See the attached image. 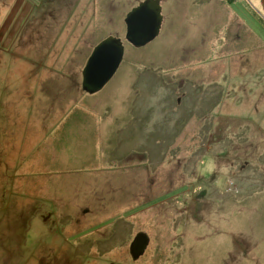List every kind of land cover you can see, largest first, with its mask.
<instances>
[{"label": "rangeland", "instance_id": "374dc122", "mask_svg": "<svg viewBox=\"0 0 264 264\" xmlns=\"http://www.w3.org/2000/svg\"><path fill=\"white\" fill-rule=\"evenodd\" d=\"M143 1L0 0V264H38L46 227L118 217L122 249L85 264H264V0H161L159 35L135 47ZM111 35L123 61L87 93Z\"/></svg>", "mask_w": 264, "mask_h": 264}, {"label": "water", "instance_id": "95a60500", "mask_svg": "<svg viewBox=\"0 0 264 264\" xmlns=\"http://www.w3.org/2000/svg\"><path fill=\"white\" fill-rule=\"evenodd\" d=\"M162 21L161 0H144L126 15V40L135 47L147 45L159 35ZM125 50L124 41L119 37L111 35L100 41L83 69V90L90 94L101 91L119 69ZM149 244L147 233H137L130 246L133 259L144 255Z\"/></svg>", "mask_w": 264, "mask_h": 264}, {"label": "flooded vegetation", "instance_id": "af4514ba", "mask_svg": "<svg viewBox=\"0 0 264 264\" xmlns=\"http://www.w3.org/2000/svg\"><path fill=\"white\" fill-rule=\"evenodd\" d=\"M63 189L64 188H62V190ZM61 199L64 200L61 202L62 204L70 206L71 201L68 197H61ZM41 201L39 209L43 208L44 202H47L44 199ZM68 206L64 205L61 207L63 209L68 208ZM91 212L92 210L85 209L83 211L84 217H75L76 225L82 224L86 215L88 216L94 213ZM56 214L57 213H48L47 215H44L41 213L39 216L46 224V222ZM119 218L121 219V217H118L115 227L111 226L103 230L99 227H84L77 228L73 232H70L68 229L63 227H53L50 229H47L46 227V230L38 232L36 237L35 246L37 247L36 250L38 252V264H85V261H89L91 257L94 258L95 262H98L101 258L105 259L104 256L107 252H110L111 248L114 246H116V249L121 250L123 241L122 229L119 226ZM52 221L53 220H51V223H53ZM51 236H53L54 239L59 238L62 243H53L52 245H48L46 240ZM26 240L27 239H25V241ZM25 247H28V241L25 242ZM109 264H119V262L111 261Z\"/></svg>", "mask_w": 264, "mask_h": 264}, {"label": "crops", "instance_id": "0c3cea01", "mask_svg": "<svg viewBox=\"0 0 264 264\" xmlns=\"http://www.w3.org/2000/svg\"><path fill=\"white\" fill-rule=\"evenodd\" d=\"M41 186H42V188H43V187H49V188H51V193H52V194H54V193H56V192H57V191H54V189H56V188H59V187H60V186H59V187H57V186H52V185H51V186H50V185H48V186H45V183L41 184ZM61 189H62V187H61ZM49 193H50V192H49Z\"/></svg>", "mask_w": 264, "mask_h": 264}]
</instances>
